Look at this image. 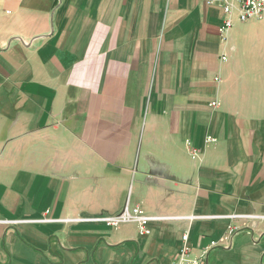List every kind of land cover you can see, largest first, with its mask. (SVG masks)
<instances>
[{
  "label": "crops",
  "instance_id": "crops-1",
  "mask_svg": "<svg viewBox=\"0 0 264 264\" xmlns=\"http://www.w3.org/2000/svg\"><path fill=\"white\" fill-rule=\"evenodd\" d=\"M227 16L0 0V264H264V16Z\"/></svg>",
  "mask_w": 264,
  "mask_h": 264
},
{
  "label": "built area",
  "instance_id": "built-area-1",
  "mask_svg": "<svg viewBox=\"0 0 264 264\" xmlns=\"http://www.w3.org/2000/svg\"><path fill=\"white\" fill-rule=\"evenodd\" d=\"M214 0H209L213 2ZM221 6L225 14H228L224 23L221 25L220 29L222 31L227 30L233 24V19L231 14L234 10L238 13V19L240 21L248 20L251 18H261L264 16V0H221ZM214 105H218V101L214 102ZM216 138L214 136L208 135L206 140L207 146L215 145ZM186 147L191 150L193 158H197L198 153L197 148L191 146L190 142H187ZM152 217L143 212L142 209L138 207L129 208L128 205L118 214L111 215L106 218L108 224H112L115 227L124 223L125 221H135L138 225L140 231L149 233L150 230L147 226L148 221ZM182 246L176 255L174 261L170 264H204L205 259L200 256L191 255V245L189 244V231L183 233ZM227 237H225V240ZM213 244H216L213 242Z\"/></svg>",
  "mask_w": 264,
  "mask_h": 264
}]
</instances>
